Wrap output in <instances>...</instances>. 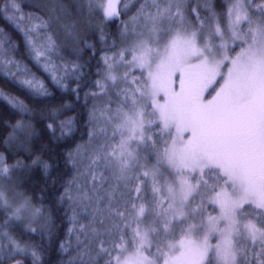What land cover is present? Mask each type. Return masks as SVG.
<instances>
[{
    "label": "snow or ice",
    "instance_id": "obj_1",
    "mask_svg": "<svg viewBox=\"0 0 264 264\" xmlns=\"http://www.w3.org/2000/svg\"><path fill=\"white\" fill-rule=\"evenodd\" d=\"M0 264H264V0H0Z\"/></svg>",
    "mask_w": 264,
    "mask_h": 264
}]
</instances>
